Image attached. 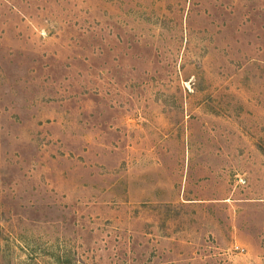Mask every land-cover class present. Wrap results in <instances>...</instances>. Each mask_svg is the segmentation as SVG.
Returning a JSON list of instances; mask_svg holds the SVG:
<instances>
[{
	"label": "rangeland",
	"instance_id": "374dc122",
	"mask_svg": "<svg viewBox=\"0 0 264 264\" xmlns=\"http://www.w3.org/2000/svg\"><path fill=\"white\" fill-rule=\"evenodd\" d=\"M0 264H264V0H0Z\"/></svg>",
	"mask_w": 264,
	"mask_h": 264
},
{
	"label": "built area",
	"instance_id": "2783aa9c",
	"mask_svg": "<svg viewBox=\"0 0 264 264\" xmlns=\"http://www.w3.org/2000/svg\"><path fill=\"white\" fill-rule=\"evenodd\" d=\"M235 249H237V248L235 247Z\"/></svg>",
	"mask_w": 264,
	"mask_h": 264
}]
</instances>
